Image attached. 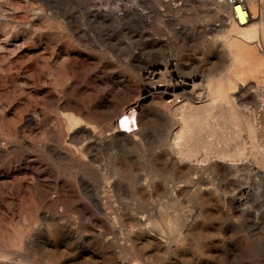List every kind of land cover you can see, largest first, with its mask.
Wrapping results in <instances>:
<instances>
[{
	"label": "rangeland",
	"instance_id": "1",
	"mask_svg": "<svg viewBox=\"0 0 264 264\" xmlns=\"http://www.w3.org/2000/svg\"><path fill=\"white\" fill-rule=\"evenodd\" d=\"M166 1L170 3L167 7L158 4L154 12L156 43L138 63H132L115 44H126L127 50L144 46L131 44L127 36L117 41L94 25L87 17L93 0H0V264H264V199L262 205L257 196L244 197L243 206L231 205L235 187L230 174L205 185L202 197L184 181L183 158L192 152L203 156L210 147L209 131L195 129L211 120L206 107L181 109L179 115H173L179 123L175 126L151 113L143 114V123L148 121L144 152L108 150L101 154L105 159L101 169L64 164L58 153L70 142L66 130L60 134L56 128L61 118L46 102V90L62 71L77 73L75 78L83 87L95 84L100 95L108 92L111 97L103 103L106 112L111 102L129 100L126 89L132 90L136 84L167 85L172 79L193 74L201 77L205 94L207 79L219 77L227 69L223 46L234 39L229 26L234 16L229 9L216 0L211 5L206 0ZM255 1L256 6L247 3L246 8L257 9L255 22L258 25L263 20L264 27V0ZM69 24L86 30L88 36H74ZM40 34L53 39L46 53L32 44ZM65 47L92 53L93 60L66 69L60 57ZM248 73L259 92L263 90L264 99V57L248 67ZM114 82L124 89L114 90L110 85ZM137 110L127 109L129 118L118 121L127 131L137 128ZM35 113L39 119L29 122L26 115ZM262 134L264 138V128ZM77 156L89 162V154ZM27 160L33 161V167ZM199 160L203 162V158ZM198 171L212 176L208 167ZM101 175L112 184L106 195L111 213L107 217L95 214L86 196V188L101 194ZM138 182L147 183L146 188ZM73 207L79 215L72 212ZM61 208L65 216L58 217L59 221L46 216L45 210L59 212ZM115 209L118 211L113 212ZM168 217L179 225L166 228ZM24 234L26 244L13 243Z\"/></svg>",
	"mask_w": 264,
	"mask_h": 264
},
{
	"label": "bare ground",
	"instance_id": "2",
	"mask_svg": "<svg viewBox=\"0 0 264 264\" xmlns=\"http://www.w3.org/2000/svg\"><path fill=\"white\" fill-rule=\"evenodd\" d=\"M93 1L94 4H92L87 8V17L92 21V23H94V25L104 28V31H108L110 33V37L114 39L117 38V41L118 38H121L120 40H122L123 36H127L130 39L131 44L136 45L141 42V44L144 46V48H139V47L134 48L130 46L131 48L127 50L128 48L125 47L126 44L124 45L121 42L115 44V47H117L118 52L121 55L128 56L130 59L129 61H131L132 63L134 62L138 63V59L139 60L141 59V55L151 50V48L156 43V38L154 34L155 30L153 29V26H154V16H155L154 12L157 9L158 4L164 7H167L166 5L170 4L167 3L166 0H93ZM185 1L190 2V0H185ZM231 1L232 3L229 0H216V2L223 4L221 5L222 7L228 8L231 13V16H234V19L232 18L233 19L232 21L233 23H231L232 25H229L231 26L230 33L234 37V39L228 41L226 44L224 43L225 45L223 46L226 56L227 69H225L223 73L221 72L219 77H211L207 79L205 94L203 93L204 91H202L203 90L202 79L199 75H193V74L185 75L182 77L181 80L178 81L172 79L171 83L167 85L156 84V83L136 84L134 85L132 90L126 89L127 90L126 95L130 98L129 100L126 101L121 100L120 102H111L110 106H108L107 108L108 110L105 112L103 103L105 101L107 102V97L109 96L108 92L100 95L95 84L91 85L90 87H83L80 81H78V79L75 78L77 73L70 70L62 71L60 77L56 79L54 81V84L50 85L46 90V96H47L46 102L56 113L59 114L60 116L59 118H61L60 122L58 123L59 126L56 127L59 129L60 134H63L65 130L68 133L66 134L68 135V141L70 142V144L67 146L64 152H58L62 156L61 158L64 161V164L67 163L69 165L73 164L77 166H82L84 168L101 169V167H103L105 164L104 163L105 159L102 157L101 154L107 153L108 150H110L111 152L112 150L115 149H119L121 151L141 150L144 152L143 140L145 141L148 138L147 135L148 133L146 132L148 121L143 123L142 121L143 114L151 113L152 117L163 118L166 120L169 126H175V125H179V123L177 120H175L173 115L176 116L177 114L179 115L181 109H185V108L200 109L202 107H206L212 114L211 120L201 126L194 128L195 129L205 128L209 131L207 138H208V142L210 141V147L209 150L203 152V156L198 157L195 154V152H192L189 155L185 156L184 158L182 157L183 160L181 161V163L183 164L184 181L186 183H191L195 187L196 190L195 192H197L198 195L202 197L204 190H206L204 188L205 185H209V184L213 185L214 178L217 179L219 176H223V175L227 176L228 174H230L233 178L234 187H235L234 193L230 200L231 205H236L237 207L243 206L245 204L243 203V201H245L244 197L245 199L248 200V198L250 199V197L252 196L253 197L257 196L258 200L262 205V199H264V138L262 134L264 128V99L261 98V95L263 94V90H261L262 92L261 94V92H259L260 88L255 87V85L253 84L254 81L250 78V75L248 73V67H250L258 60L264 57L263 20H260L262 21V23L259 21L260 24L257 25V23L255 22L258 15L257 9L251 8L247 10L246 8L247 3L255 5L256 3L255 0H235L236 1L235 3L234 0ZM206 3L207 5H211V0H206ZM69 28L71 29V31H73L74 36H77L80 39H82V36L83 37L88 36L86 30H82L80 27L77 26L74 27L71 24H69ZM58 40H60V38ZM32 44L33 47H35L37 50L46 53L49 50H51L53 39L49 35L40 34L34 37ZM64 50L65 51L61 53L60 57L63 58V65L65 67L67 66L66 69L69 67V65H75V64H80V66L89 65L90 62L93 60L92 57L90 56L92 53L90 55L85 54L78 48L74 49V51L73 50L71 51L68 47H65ZM25 64L27 63L25 62ZM93 72H95V70ZM82 75H84L83 72ZM110 85H112V88L114 90L124 89L125 87L123 84L117 82L116 83L114 82L113 84ZM110 85L109 84L107 85L108 89L110 88L109 87ZM129 108L130 110L131 108L138 109L137 111L139 112V114L137 119V128L127 131L118 123V121L119 119L124 117L127 119L129 118L126 113L127 109ZM26 116L29 122H33V120L39 119V115H37L36 113L33 115L30 114ZM182 118L183 117H181V119ZM195 123L196 122H194L193 124ZM189 133H191V131L188 132L186 135H189ZM35 140H37V138ZM38 141H41V139ZM256 143L258 144V147L254 148V145ZM180 145L183 146V144ZM230 146L233 147L232 151L228 149ZM83 153H87L90 155V158L88 157L89 162H84L81 159L83 156L80 155L81 158L77 156ZM200 158H203V162L199 160ZM27 161H28L27 163L28 166L33 167V161L32 160H27ZM61 167L63 166L61 165ZM205 167H208L212 172L211 173L212 176L210 178L206 177V175L199 174L198 170L199 169L201 170ZM230 167L232 168V170L230 171L231 173L228 172ZM100 171L101 170H99V172ZM104 171H106V165ZM38 175L39 173L37 174V176ZM101 178L103 184L101 189V194H95L94 192H91L89 191L88 188H86V196L88 199L87 201L95 209L94 213L102 217L103 216L107 217L111 213H109V211L106 208V195L108 194V190L110 191L112 184L111 182H108L109 180L108 178L107 181L104 176L102 177V175ZM208 181H210V183ZM138 184L143 189L146 188L147 186V183L138 182ZM33 198H35V201L37 202L36 200L37 197H33ZM252 199L253 198H251V200ZM71 210L74 214L79 215V212L75 207L71 208ZM60 211L52 212L49 210L48 211L45 210L47 214L46 216L52 218L53 221H56L60 216H65L64 208H61ZM114 211H118V210L115 209L113 210V212ZM40 214L41 213H39V215ZM85 221H87V219ZM173 224H178V221L176 219L173 220L172 217H168V219L165 222L166 228H170L171 225ZM66 225L67 224H65V226ZM60 228H63V226ZM20 233L22 234V232ZM13 243L18 245L26 244L27 241H25V234L18 235V237L14 239ZM23 252L25 251L23 250ZM9 255H11V253ZM6 256L8 255H5L4 258Z\"/></svg>",
	"mask_w": 264,
	"mask_h": 264
},
{
	"label": "built area",
	"instance_id": "3",
	"mask_svg": "<svg viewBox=\"0 0 264 264\" xmlns=\"http://www.w3.org/2000/svg\"><path fill=\"white\" fill-rule=\"evenodd\" d=\"M231 3H232V1L231 0H229ZM236 1L234 0V3H235Z\"/></svg>",
	"mask_w": 264,
	"mask_h": 264
},
{
	"label": "crops",
	"instance_id": "4",
	"mask_svg": "<svg viewBox=\"0 0 264 264\" xmlns=\"http://www.w3.org/2000/svg\"><path fill=\"white\" fill-rule=\"evenodd\" d=\"M254 64H256V63H254ZM254 64H253V65H254ZM251 66H252V65H251Z\"/></svg>",
	"mask_w": 264,
	"mask_h": 264
}]
</instances>
